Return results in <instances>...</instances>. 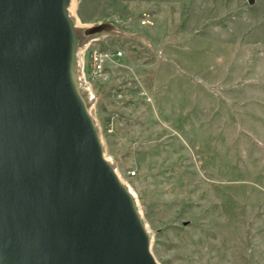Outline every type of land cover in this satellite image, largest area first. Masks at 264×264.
Here are the masks:
<instances>
[{
  "label": "rangeland",
  "instance_id": "obj_1",
  "mask_svg": "<svg viewBox=\"0 0 264 264\" xmlns=\"http://www.w3.org/2000/svg\"><path fill=\"white\" fill-rule=\"evenodd\" d=\"M71 13L81 32L111 26L90 37L113 54L109 77L85 96L159 263L264 264V0H72Z\"/></svg>",
  "mask_w": 264,
  "mask_h": 264
},
{
  "label": "water",
  "instance_id": "obj_2",
  "mask_svg": "<svg viewBox=\"0 0 264 264\" xmlns=\"http://www.w3.org/2000/svg\"><path fill=\"white\" fill-rule=\"evenodd\" d=\"M72 0H0V264H160L80 81Z\"/></svg>",
  "mask_w": 264,
  "mask_h": 264
},
{
  "label": "built area",
  "instance_id": "obj_3",
  "mask_svg": "<svg viewBox=\"0 0 264 264\" xmlns=\"http://www.w3.org/2000/svg\"><path fill=\"white\" fill-rule=\"evenodd\" d=\"M144 16L145 18L142 20V23H151L148 19L149 15L144 14ZM95 41L96 39L89 38L79 51L80 81L84 94L87 93L88 97L91 99L97 97L94 84L98 81H106L108 79L109 73L107 71V66L113 55L97 47ZM121 55H123L122 50H118L114 53V57H120Z\"/></svg>",
  "mask_w": 264,
  "mask_h": 264
},
{
  "label": "trees",
  "instance_id": "obj_4",
  "mask_svg": "<svg viewBox=\"0 0 264 264\" xmlns=\"http://www.w3.org/2000/svg\"><path fill=\"white\" fill-rule=\"evenodd\" d=\"M104 33H108L107 31H104ZM101 49H103V50H107V48H104V47H101ZM108 154L110 155L111 154V150L109 149V147H108Z\"/></svg>",
  "mask_w": 264,
  "mask_h": 264
}]
</instances>
